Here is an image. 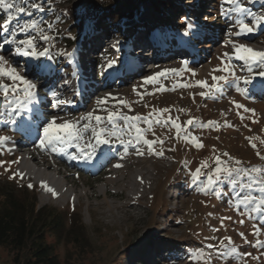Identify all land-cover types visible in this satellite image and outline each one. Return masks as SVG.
<instances>
[{
    "label": "rangeland",
    "instance_id": "374dc122",
    "mask_svg": "<svg viewBox=\"0 0 264 264\" xmlns=\"http://www.w3.org/2000/svg\"><path fill=\"white\" fill-rule=\"evenodd\" d=\"M119 1L34 0L43 5L44 12L33 11L29 7L28 11H33L31 18L21 14L12 21L10 28L28 19L42 21L40 27L50 37L45 42L37 32L32 33L38 50L47 47L51 59L47 56L38 59L12 56L8 45L0 49V54L14 62L22 74H30L27 78L34 80L37 85L40 94L38 105L34 103L31 106L40 111L34 118L36 124L40 125L38 131H41L44 122L55 117L75 121L79 116L94 112L106 118L107 111L117 109L127 115L146 116L153 109L165 108L171 111L165 113L164 117H179L177 122L182 125L189 118H195L200 124L216 122L218 130L190 126L188 132H181V139H175V129L170 125H153L155 135L149 132L146 138L163 139L165 143L162 147L155 145V151L149 154L142 142L135 148L128 146L127 149L119 142L101 145L96 150H113L116 158L95 171L75 168L66 158L49 155L48 149L42 151L37 147L39 139L20 155H11L4 143L0 146V192L9 193L16 200L22 199L24 193L28 197L35 193L37 207H51L60 211L67 227L69 223L73 225V222L80 220L82 229L73 226L72 233H64L58 243L52 237L47 238V243L53 244L62 264H190L188 253L194 252L204 243H218L226 236L232 238L239 252L251 253L245 258V264H264V230L259 236L251 235L254 224L258 227L264 225V219H261L264 213L249 214L242 206L235 207L231 197L235 191H239L238 187L232 189L220 185L221 195L217 198L199 191L202 183L206 182V176H202L195 184L190 177V173L202 161L215 167L212 163L215 156H219L222 163L234 164L235 160H239L245 167H264V160L258 159L256 155L257 151L264 155V144L260 142L264 140V89L260 87L262 78L256 75L262 69L252 65L250 74L242 61L233 60L237 76H255L253 85L230 80L228 84L221 85L220 92L206 98L200 96L204 89L199 87H176L173 90V85L194 84L197 80L211 84L212 75L222 74L212 71L220 66L218 58L232 51L229 40L246 44L256 51H264V25L255 33L235 36L231 35L236 31L235 21L221 13L220 0H168L170 3L167 6L158 0H134L133 17L107 29L108 26H102L100 14L118 5ZM17 2L27 6V0ZM242 3L255 15H264V0H253L252 3L242 0ZM155 5L159 12L155 11ZM69 13L78 21L82 18V24L71 20ZM178 14H181L180 17ZM5 15L0 10V24H3ZM250 21L251 17H245L246 23ZM49 24L52 25L50 30ZM185 32L188 34L185 35ZM130 34L141 36L131 38L134 42H141L144 37L162 40V49L165 47L162 59H157L158 56L144 59L140 63V71L133 72L131 64L127 63V59L131 61L130 57L126 61L120 58L124 40ZM8 35L0 29V44ZM17 38L23 39L24 35ZM105 42L108 45L106 43L99 50L98 46L103 47ZM112 42L120 46L115 52L110 48ZM180 45L185 47V52ZM116 58L120 59L117 64L112 62ZM110 63L116 68H124L121 76L110 78L103 74V68ZM154 65L160 67L150 72ZM37 66L43 70L53 69L54 78L50 81L39 78ZM84 67H88L94 76L93 84L85 86L83 82L78 85L77 79L82 75L76 74V71ZM161 70H175L179 75L170 71L166 78H160V84L142 85L144 78ZM3 82L10 83L6 79ZM160 85L166 90L158 91ZM78 87L82 88L80 94L75 93ZM133 88H136L135 92ZM64 89L66 91L62 92ZM52 92L66 103L53 107ZM89 94L94 95L90 97ZM102 98H106L107 102L97 105V100ZM119 101H124L131 110ZM233 101L254 109L255 115L244 112L243 108L236 109ZM179 109L185 111L180 112ZM15 119L17 123L12 124L7 112L0 116V136L8 137V140L16 137L20 117ZM116 123L120 125L122 121L117 120ZM226 124L231 127H226ZM141 127L146 128L147 125L141 124ZM184 135L196 136L203 146L197 149L190 140H183ZM250 137L256 138L252 140L256 144L255 149L247 139ZM136 148L143 155H137ZM159 151H163L162 156L155 154ZM28 155L34 157L39 166L30 164ZM24 159L39 177L47 179L45 183L49 187L55 190L58 186L66 191L67 196L57 195L53 198L41 187L39 179L27 178L20 166ZM115 164H121L122 167L116 168ZM47 167L51 169L47 170ZM16 173L22 174L23 178L16 176ZM61 177L65 178V183ZM28 184L33 187L28 188ZM226 194H230V197L225 201L223 198ZM225 216L232 219L225 220L221 227L220 218ZM241 219L245 221L243 225L238 223ZM210 228H218L219 231L213 233ZM241 232L250 243H244L239 236ZM208 236L215 239L205 241L204 237ZM257 240L261 241L260 245H256ZM12 258L13 254L0 248V264H14ZM213 264L235 262L232 258H224L215 260Z\"/></svg>",
    "mask_w": 264,
    "mask_h": 264
},
{
    "label": "snow or ice",
    "instance_id": "6c2138e0",
    "mask_svg": "<svg viewBox=\"0 0 264 264\" xmlns=\"http://www.w3.org/2000/svg\"><path fill=\"white\" fill-rule=\"evenodd\" d=\"M253 0H248V3H252ZM221 13L224 16H228L230 19H234L236 31L231 35L241 36L255 33L257 29L264 25V15H255L250 9L245 7L242 0H220ZM33 11L44 12L45 9L42 4L34 2V0H27V6H21L17 0H0V10L6 15L3 20V24H0V29L9 35L0 44V49H3L5 45L10 46L9 52L12 56L16 57H31L38 59L40 57L49 55V49L45 47L42 51L38 50L35 37L32 33L35 31L39 34L40 38L47 42L50 37L45 34L44 29L40 27L42 21L36 19H28L22 24H17L15 27L10 25L13 20L21 14H26L28 17L33 16V11H28V8ZM234 14V15H233ZM245 17H251L250 23L245 22ZM52 25L49 24L48 28L51 29ZM189 27H191L189 25ZM23 34V39H18L19 35ZM188 33L185 32V35ZM231 44L232 51L223 53L218 59H220V66L213 69L212 71L222 73L221 75H212L211 84L205 80H197L194 84L192 83H181L179 85H173V90L176 87L190 88L199 87L204 89L200 92L202 98H206L210 95H214L221 91L222 84H228L230 80L242 81L244 85H253L255 76H237L232 61H242L247 66V71L252 73V65H258L260 72L256 75L262 78L260 87L264 89V51H256L246 44L237 43L235 41H228ZM227 46V45H225ZM70 55V54H69ZM112 64H109L111 67ZM186 67V66H185ZM37 70H42L40 66H37ZM174 75H179L175 70H161L151 76L144 78L142 85H153L160 84L161 77H167L169 72ZM195 75V72L192 73ZM10 81V83H4V80ZM166 90L163 85H160L158 91ZM136 91V88H133ZM242 94H245L241 89H237ZM54 97L52 106L58 107L59 105L65 104L66 101L57 98V94L52 92ZM115 99V98H113ZM37 85L26 75H23L17 70L14 62L6 59L4 55L0 54V116H3L7 112L9 122L16 124V117H20L21 113L25 111H31L30 105L37 103ZM107 102L106 98L98 99L97 105H103ZM124 107L130 106L124 101H119ZM236 109L243 108L244 112H251L255 115L254 109H249L243 105L232 102ZM170 109H153L152 112L146 116L140 115H127L120 112L119 109L116 111H107L106 118L100 115H95L94 112H88L81 116L79 120L69 121L62 120L59 117H55L43 123L40 135L38 137L39 144L37 145L42 151L45 149L50 150L53 153L61 154L66 153L68 148H75L76 153L69 155L70 160H91L94 156L96 148L101 145H111L114 142H119L127 149L128 146L136 147L141 142L146 146L147 152L152 154L155 149L154 146L159 144L161 147L165 143L163 139L154 138L149 140L146 138V133H154L153 125H160L163 127L171 126L175 129V139H181V132H188L190 126H197L200 129L210 128L218 130V126L214 121H208L205 124H200L195 118H189L182 125L178 123L179 117L173 118L171 115L164 117L165 113H169ZM180 112H184V109H179ZM239 114V113H238ZM243 119V117H241ZM57 120H60L57 123ZM120 120L122 123L117 125L116 121ZM81 121H85L81 125ZM94 122V123H93ZM254 123L256 121H253ZM23 122L21 121V124ZM103 123V127L101 124ZM141 124L147 125L146 128L141 127ZM231 127V125H225ZM251 130V129H249ZM91 133L90 138L85 142V133ZM127 137V139H125ZM183 140L190 142L195 145L197 149L201 148L202 143L198 142L196 136L184 135ZM249 139L250 146L255 149L256 144L252 143L255 137ZM8 137L0 136V146H2ZM264 144V140L260 141ZM137 155H143V152L136 148ZM156 155L162 156L163 151L155 152ZM109 154L105 153L106 158ZM227 156V153H224ZM258 159L264 160V155H261L259 151L256 153ZM231 161L232 158L229 157ZM18 163V161H16ZM212 163L215 167H212L206 161H202L200 165L190 173L191 182L193 184L201 180L202 176H206V182L202 183L199 191L208 196L220 197L221 191L219 186L225 185L232 189L239 188V191H235L231 199L235 202V207L242 206L243 209L249 214L252 213H264V167H245L242 161L235 160L234 164L222 163L219 156H215ZM114 167L120 168L121 164H115ZM207 170V171H204ZM16 176L22 174L16 173ZM14 178V177H10ZM142 182V181H141ZM32 184H28V188H32ZM41 187L52 195L53 198L57 196L54 189L49 187L46 183L41 182ZM245 190H247L246 194ZM258 193V194H254ZM244 213L242 212L241 215ZM211 215V213L209 214ZM230 216L220 218L221 227L224 226L225 220H231ZM264 219V215L261 216ZM239 224L243 225L245 221L243 219L238 221ZM264 230V225L256 226L253 225V231L251 235L259 236L261 231ZM210 231L215 233L218 232V228H210ZM199 235V234H197ZM239 236L244 243H250L243 232L239 233ZM215 238L212 236L204 237L205 241H212ZM226 242V243H225ZM261 241L257 240L256 245H260ZM264 254V253H262ZM190 264H213L217 259L223 260L224 258H232L235 264H245V258L251 256V253H241L237 247L234 246V242L231 237H224L218 243H204L201 247L195 249L194 252L187 254ZM253 259H258L253 257Z\"/></svg>",
    "mask_w": 264,
    "mask_h": 264
},
{
    "label": "trees",
    "instance_id": "16d2710c",
    "mask_svg": "<svg viewBox=\"0 0 264 264\" xmlns=\"http://www.w3.org/2000/svg\"><path fill=\"white\" fill-rule=\"evenodd\" d=\"M133 1L120 0L118 5L100 14L103 18L102 26L111 29L117 22L132 18ZM158 1L165 6L170 3L168 0ZM154 9L160 11L156 5ZM69 14L71 20L82 24V18L78 21L72 13ZM229 197L230 194H226L223 199L226 201ZM73 226L82 229L80 220L73 222V225L69 223L67 227L60 211L51 207H37L35 193L29 197L24 193L22 199L16 200L11 194L0 192V248L13 254L14 264H62L55 254L53 244L47 243V238L52 237L58 243L64 233H72Z\"/></svg>",
    "mask_w": 264,
    "mask_h": 264
},
{
    "label": "bare ground",
    "instance_id": "6f19581e",
    "mask_svg": "<svg viewBox=\"0 0 264 264\" xmlns=\"http://www.w3.org/2000/svg\"><path fill=\"white\" fill-rule=\"evenodd\" d=\"M97 33V32H96ZM96 33H94V35L96 34ZM94 35H92V36H94ZM130 37V35L128 36V38ZM127 40L128 39H126V41L124 40V43H126L127 42ZM150 41V42H149ZM141 42H143V45H142V43ZM141 42H139V40L137 41V42H134V41H132V43H131V45H132V47H135V46H142L143 48H145V49H148L149 51H147V52H150V54H149V56H150V59L151 58H156L157 56L159 57V58H157V59H162V55L165 53V47L162 49V40H158V39H156V41H154V40H151V39H145V37H144V40H142L141 39ZM106 43H107V45H108V42H105V43H103L102 45H103V47L102 46H98V49L100 50V49H103L104 47H105V45H106ZM151 43V44H150ZM112 45V44H111ZM102 47V48H101ZM127 49V56H126V58H125V60L124 61H126V59L127 58H129L130 57V62H129V59H127V63H129V64H131L130 66H131V69H132V71L133 72H139L140 71V63H141V61L139 62V61H137V59H135V58H133L132 57V50L130 49V47H128V48H126ZM132 49H134V48H132ZM168 51V50H167ZM176 51H177V49H176ZM74 53V52H73ZM163 53V54H162ZM148 54V53H147ZM147 54H145V55H147ZM95 56V55H94ZM161 56V57H160ZM164 56V55H163ZM78 59V58H77ZM119 58H116V59H113V63H118L119 62ZM77 62V61H76ZM160 67V65L158 66V65H154L149 71L150 72H153V71H155L156 69H158ZM86 69H87V67H84V68H81V70H77L76 71V74L77 73H81V74H83V72L85 71L86 72V74L84 75V77L85 78H83L82 76H80V77H78V79H77V83H78V85H82L83 84V82L85 83V86H87V85H89V84H93L92 83V79H93V77L94 76H92L91 75V73H90V71H86ZM123 67L121 66L120 68H116V67H114V66H111V67H109V65L105 68V69H103L104 70V72L106 73V77H114V76H121V74H122V71H123ZM44 72H46V71H44ZM48 73H50L51 72V70H48L47 71ZM48 73H45V77H47L49 74ZM23 75H26L27 77H29V75L30 74H27L26 72L25 73H23ZM53 79V78H52ZM34 81V80H33ZM93 87V86H92ZM75 90H73L72 92H74ZM82 92V88L81 87H78L77 88V90L75 91V93H77V94H80ZM38 93V92H37ZM88 93V92H87ZM39 94V93H38ZM40 95V94H39ZM90 95V94H89ZM89 95H87L88 97H89ZM92 95H94V94H92ZM92 95H90V97L92 96ZM39 100V99H38ZM36 105H38V102H37V104ZM29 108H32V106L30 105L29 106ZM26 112H30V115H29V117H28V121H30V122H36V121H34V118L36 117V115H37V113H40V111H38L37 109H36V107L33 109L32 108V110L31 111H25V112H23V113H21L22 115H24V114H26ZM81 116H79V117H77L75 120H79V118H80ZM83 123H85V121H81V125L83 124ZM94 123V122H93ZM32 126V125H31ZM40 125L38 124V127H39ZM28 128V127H27ZM37 128H35V129H33V128H28V129H26L24 132H23V134H24V138L25 139H27V143L28 144H24V143H18L17 145H16V152L14 153V155H20V154H23L24 153V151L25 150H27V149H30L31 147H32V145H34V143H35V141L36 140H38V137H39V135H40V132H39V134H37ZM90 136H91V133L90 132H88V133H85V137H84V140H85V142H87V140L90 138ZM47 150V149H46ZM66 152H68V153H70V155H74V154H77L76 153V149L75 148H68L67 149V151ZM105 153H108L109 155L105 158L104 157V154ZM114 154H115V152L112 150H108V151H106L105 149H100V150H95V153H94V156H93V158L89 161V160H85V164H82V165H80V166H78L77 168H83V169H87L88 171H91L92 169H90L87 165H88V162L89 163H98L101 167H104V165H106L107 163H110L112 160H114L115 159V156H114ZM49 155H54V156H58L56 153H53V152H51L50 150H49ZM29 157H27V159H29V161L32 163V164H35L34 165V167H37V166H39V164H38V162H37V160L34 158V157H32V156H30V155H28ZM61 155H59V157H60ZM62 157V156H61ZM26 158V157H25ZM29 162V163H30ZM20 166H21V168H22V170L25 172V176L27 177V178H29V179H31V178H35V179H39L41 182H44L45 183V181L47 180L45 177H43V176H41V177H39L38 176V174L37 173H35L34 171H33V169H31L30 167H29V165H28V162L24 159V160H22L21 162H20ZM76 168V167H75ZM48 169H51L50 167H47V170ZM61 179H62V181H64V183H65V178L64 177H61ZM62 183V182H61ZM55 192L57 193V195L58 196H60V197H66L67 196V193H66V191L64 190V189H62V188H58V186H56V188H55ZM48 193V192H47ZM48 194H50V193H48ZM104 194L106 195L107 194V192H104Z\"/></svg>",
    "mask_w": 264,
    "mask_h": 264
}]
</instances>
